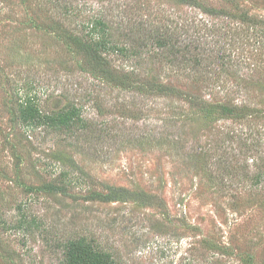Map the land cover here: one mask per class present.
I'll return each instance as SVG.
<instances>
[{
  "label": "rangeland",
  "instance_id": "374dc122",
  "mask_svg": "<svg viewBox=\"0 0 264 264\" xmlns=\"http://www.w3.org/2000/svg\"><path fill=\"white\" fill-rule=\"evenodd\" d=\"M197 1L0 0V264H60L81 237L118 264H264V0ZM99 19L139 51L106 54L124 82L81 49ZM26 105L87 126L28 125Z\"/></svg>",
  "mask_w": 264,
  "mask_h": 264
},
{
  "label": "trees",
  "instance_id": "16d2710c",
  "mask_svg": "<svg viewBox=\"0 0 264 264\" xmlns=\"http://www.w3.org/2000/svg\"><path fill=\"white\" fill-rule=\"evenodd\" d=\"M186 1H193L189 3H192V5H196L202 8L201 3H199L197 0H186ZM208 11H210L211 13H217L214 10H208ZM221 11H222L221 13H224L223 11L225 10L222 9ZM241 20L242 21L249 20L250 22H252V19L249 18L248 14H244ZM91 33L92 35L98 34V38L89 40V42H87L86 45L81 48L82 51L85 53V56L89 62L91 71L93 73L100 74L103 77L112 81H122V82L126 81L125 78L121 80L118 78L117 75L113 73V68L110 66L111 63L107 58L106 54H109L110 52L113 51L120 53V55H124L126 57H129V55H131V57H137L139 53L137 47L133 45L132 46L128 45L129 47L127 46L118 47L115 45L111 46L110 41L112 38H110L111 35L108 31V25L103 19L96 20L94 23H92L91 31L89 35H91ZM154 39H155L154 46L157 50L168 49V51H170L171 54H173L176 51L175 50L176 45L171 44L172 43L171 37L163 38L162 36H158V37L156 36V38ZM168 39H171L170 40L171 43H169ZM78 42L80 43L81 40H78ZM186 47L188 48L189 46L186 45ZM195 50H197V48H195ZM184 51L185 53L186 52L187 53L184 54L183 57H186L187 55H189V53H192L191 48L185 49ZM198 56L199 54L197 56H194L196 57L197 61H199ZM201 105L205 106V104H201ZM212 107L221 108L222 110L228 112L227 114L229 115L231 113L230 112L231 110L228 109L227 105H223L220 107L217 106H212ZM21 119L28 125L37 126V127L41 126L52 130L54 129L57 131L65 130L69 132V131H73V128L84 129L85 126H87L84 118L81 115L80 108L76 106H72L69 109L67 108L53 115H47L45 113H42V111L39 110L37 106L26 105V107L21 110ZM144 197L146 196H144L143 194L132 193L123 188H109V194L106 195V197L105 196L102 197L101 199L112 202V201H126L128 199L136 198V200L141 203H147L148 200H146L147 198L144 199ZM14 227L16 229L22 230L23 233L32 234L33 228L39 227V225L35 217L34 218L27 217V214L23 213L21 220ZM63 247L65 252V258L64 260L61 261L60 264H118L117 260L109 251L102 249L101 247L97 246V244H95L93 241H90L86 238L81 237L77 240H71L68 243H66Z\"/></svg>",
  "mask_w": 264,
  "mask_h": 264
}]
</instances>
